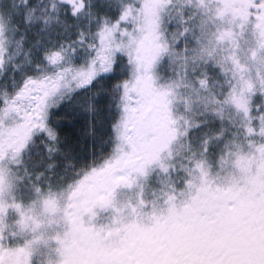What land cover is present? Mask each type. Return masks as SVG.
I'll return each instance as SVG.
<instances>
[{
    "label": "snow or ice",
    "instance_id": "obj_1",
    "mask_svg": "<svg viewBox=\"0 0 264 264\" xmlns=\"http://www.w3.org/2000/svg\"><path fill=\"white\" fill-rule=\"evenodd\" d=\"M0 264H264V0H0Z\"/></svg>",
    "mask_w": 264,
    "mask_h": 264
}]
</instances>
